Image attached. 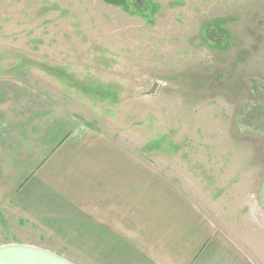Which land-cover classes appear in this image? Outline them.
<instances>
[{
    "label": "rangeland",
    "instance_id": "rangeland-1",
    "mask_svg": "<svg viewBox=\"0 0 264 264\" xmlns=\"http://www.w3.org/2000/svg\"><path fill=\"white\" fill-rule=\"evenodd\" d=\"M2 80L34 87L80 124L83 153L61 170L140 156L159 189L200 204L204 180L246 189L264 224V0H0ZM47 237L0 203V246L74 264L129 258L117 242L103 258L101 243Z\"/></svg>",
    "mask_w": 264,
    "mask_h": 264
},
{
    "label": "crops",
    "instance_id": "crops-1",
    "mask_svg": "<svg viewBox=\"0 0 264 264\" xmlns=\"http://www.w3.org/2000/svg\"><path fill=\"white\" fill-rule=\"evenodd\" d=\"M80 129L56 100L0 81V203L47 238L101 243L103 258L120 243L127 264H264V224L246 189L204 180L200 204L187 191L159 189L158 171L136 155L106 156L100 171H63L83 153Z\"/></svg>",
    "mask_w": 264,
    "mask_h": 264
},
{
    "label": "water",
    "instance_id": "water-1",
    "mask_svg": "<svg viewBox=\"0 0 264 264\" xmlns=\"http://www.w3.org/2000/svg\"><path fill=\"white\" fill-rule=\"evenodd\" d=\"M0 264H74L49 250L22 244L0 246Z\"/></svg>",
    "mask_w": 264,
    "mask_h": 264
}]
</instances>
